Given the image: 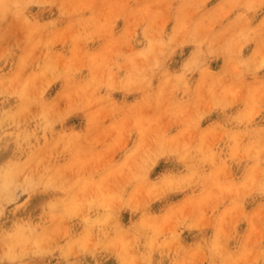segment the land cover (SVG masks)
Here are the masks:
<instances>
[{"label": "rangeland", "instance_id": "rangeland-1", "mask_svg": "<svg viewBox=\"0 0 264 264\" xmlns=\"http://www.w3.org/2000/svg\"><path fill=\"white\" fill-rule=\"evenodd\" d=\"M0 126V264H264V0H0Z\"/></svg>", "mask_w": 264, "mask_h": 264}, {"label": "bare ground", "instance_id": "bare-ground-1", "mask_svg": "<svg viewBox=\"0 0 264 264\" xmlns=\"http://www.w3.org/2000/svg\"><path fill=\"white\" fill-rule=\"evenodd\" d=\"M8 16H9V15H8ZM10 16H11V15H10ZM21 26H22V25H21ZM44 73H45V71H44ZM2 83H3V82H2ZM1 86H2V85H1ZM19 87H20V86H19ZM3 88H4V87H3ZM17 88H18V86H17ZM7 89H8V88H7ZM10 89H11V88H10ZM14 90H15V89H14ZM8 91H9V89H8ZM5 93H7V92H5ZM26 93H27V92H26ZM29 95H30V94H29ZM43 95H44V94H43ZM64 98H65V97H64ZM66 100H67V98H66ZM29 101H30V99H29ZM36 103H37V102H36ZM32 104H33V103H32ZM34 106H35V105H34ZM63 107H64V106H63ZM23 109H24V108H23ZM27 109H28V108H27ZM29 109H30V108H29ZM37 109H38V108H37ZM26 111H27V110H26ZM16 113H17V111H16ZM22 113H23V111H22ZM33 113H34V112H33ZM33 113H32V114H33ZM34 114H35V113H34ZM34 114H33V115H34ZM36 114H37V113H36ZM17 116H18V115H17ZM23 116H25V115L23 114ZM23 116H22V117H23ZM6 117H7V119H9V118H8L9 115L6 116ZM13 117H14V115H13ZM19 117H20V116H19ZM19 117H18V119H19ZM28 117H29V115H28ZM31 118H32V115H31ZM5 119H6V118H5ZM5 119H4V120H5ZM18 119H17V120H18ZM24 119H26V118H24ZM24 119H23V120H24ZM11 120H12V119H11ZM23 120H22V121H23ZM26 120H27V119H26ZM31 120H32V119H31ZM11 122H12V121H11ZM28 122H29V121H28ZM6 123H7V122H6ZM23 123H24V122H23ZM2 124H3V123H2ZM19 124H20V123H19ZM10 125H11V124H10ZM0 127H1V126H0ZM9 127H10V126H9ZM46 127H48V125H47ZM1 128H2V127H1ZM45 131H46V130H45ZM57 139H58V138H57ZM30 141H31V140H30ZM34 141H35V140H34ZM57 141H58V140H57ZM29 143H30V142H29ZM55 143H56V142H55ZM30 145H32V144H30ZM36 146H37V145H36ZM45 152H46V149H45ZM37 153H38V152H37ZM40 153H41V152H40ZM35 159H38V158H35ZM38 161H40V160H38ZM46 161H47V160H46ZM35 162H36V161H35ZM49 162H50V161H49ZM32 163H33V160H32ZM30 164H31V163H30ZM38 164H39V163H38ZM16 165H17V164H16ZM30 166H31V165H30ZM35 167H37V165H36ZM44 168H45V167H44ZM46 168H47V167H46ZM18 169H19V168H18ZM28 169H30V168L28 167ZM34 169H35V168H34ZM40 170H41V169H40ZM40 170H39V171H40ZM58 170H59V169H58ZM61 170H62V169H61ZM32 171H33V170H32ZM5 172H6V171H5ZM17 172H21V171H17ZM26 172H27V171H26ZM56 172H57V171H56ZM61 172H62V171H61ZM21 173H22V172H21ZM43 173H44V172H43ZM63 173H64V171H63ZM17 174H18L17 176H19V173H17ZM58 174H59V173H58ZM12 175H13V174H12ZM14 175H16V174H14ZM22 176H23V175H22ZM25 176H26V175H25ZM25 176H24V177H25ZM57 176H58V175H57ZM61 176H63V175H61ZM8 177H9V176H8ZM12 177H13V176H12ZM28 177H29V176H28ZM31 177H32V176H31ZM14 178H15V177H14ZM61 178H62V177H61ZM7 179H8V178H7ZM18 179H19V177H18ZM30 179H31V178H30ZM32 179H33V178H32ZM53 179H54V178H53ZM56 179H57V178H56ZM28 180H29V178H28ZM34 180H35V178H34ZM34 180H33V181H34ZM54 180H55V179H54ZM11 181H12V180H11ZM60 181H61V180H60ZM12 182H13V181H12ZM12 182H11V183H12ZM18 182L21 183L19 180H18ZM30 182H31V181H30ZM58 182H59V181H58ZM8 183H9V182H8ZM32 183H33V182H32ZM6 184H7V182H6ZM12 184L15 185L14 183H12ZM12 184H10V185L8 184V185L10 186V188H11V185H12ZM16 185H17V184H16ZM23 185H24V183H23ZM26 187H27V186H26ZM65 187H66V186H65ZM10 188H9V189H10ZM16 188H17V187H16ZM22 188H23V187H22ZM58 188H59V187H58ZM157 188H158V187H157ZM28 189H29V187H28ZM28 189H27V190H28ZM0 190H1V189H0ZM13 191H14V189H13ZM18 191H19V190H18ZM18 191H17V193H18ZM73 191H75V190H73ZM11 192H12V191H11ZM14 192H16V191H14ZM14 192H12V193H14ZM152 192H153V191H152ZM155 192H157V190H156ZM19 193H20V192H19ZM15 194H16V193H15ZM14 198H15V196H14ZM0 201H1V200H0ZM69 201H71V200H69ZM0 203L3 204L4 202H3V203L0 202ZM72 203H73V202H72ZM74 203H76V202L74 201ZM55 205H56V204H55ZM56 206H57V205H56ZM74 206H75V205H74ZM53 207H54V206H53ZM57 207H59V206H57ZM105 207H106V206H105ZM59 208H60V207H59ZM173 208H174V207H173ZM53 209H54V208H53ZM60 209H61V208H60ZM67 209H68V208H67ZM108 209H109V208H108ZM5 211H6V210H5ZM68 211H69V209H68ZM53 214H54V213H53ZM108 214H110V213H108ZM108 214H107V215H108ZM113 214H115V213H113ZM72 215H73V214H72ZM102 217H103V216H102ZM102 217H101V218H102ZM110 218H112V217H110ZM150 218H151V217H150ZM156 219H157V218H156ZM156 219H155V220H156ZM109 220H110V219H109ZM113 221H114V220H113ZM104 222H105V220H104ZM148 222H149V224H150V219L148 220ZM152 222H153V221H152ZM99 223H100V222H99ZM111 223H112V221H111ZM103 224H104V223H103ZM106 224H109V223H106ZM144 224H145V222H144ZM155 226H156V225H155ZM29 227H30V225H29ZM31 227H32V226H31ZM20 228H21V227H20ZM37 228H38V227H37ZM146 228H147V227H146ZM151 228H152V227H151ZM31 229H32V228H31ZM132 229H133V228H132ZM154 231H155V230H154ZM134 232H135V231H134ZM21 233H22V232H21ZM23 233H25V231H24ZM32 233H33V232H32ZM67 234H68V233H67ZM21 235H22V234H21ZM53 235H55V234H53ZM135 235H136V234H135ZM132 236H133V234H132ZM149 236H150V235H149ZM20 237H21V236H19V239H20ZM24 237H26V236H24ZM28 237H29V236H28ZM47 237H48V236H47ZM53 237H54V236H53ZM59 237H60V236H59ZM44 238H45V237H44ZM49 238H50V237H49ZM57 238H58V237H57ZM73 238H74V237H73ZM132 238H133V237H132ZM15 239H16V238H15ZM24 239H25V238H24ZM46 239H47V238H46ZM156 239H157V238H156ZM9 240H10V239H9ZM9 240H7V241H9ZM11 240H13V239H11ZM27 240H28V239H26V241H27ZM44 240H45V239H44ZM56 240H57V239H56ZM7 241H6V242H7ZM19 241H21V239H20ZM19 241H18V242H19ZM57 241H58V240H57ZM77 241H78V240H77ZM132 241H133V240H131V242H132ZM150 241H152V240H150ZM4 242H5V241H3L2 244H4ZM15 242H17V241L15 240ZM18 242H17V243H18ZM37 242H38V241H37ZM50 242H51V241H50ZM8 243H11V241L8 242ZM17 243H16V244H17ZM20 243H21V242H20ZM44 243H45V242H44ZM44 243H43V244H44ZM92 243H93V242H92ZM125 243H126V242H125ZM127 243H128V242H127ZM50 244H51V243H50ZM70 244H71V243H70ZM72 244H73V241H72ZM72 244H71V245H72ZM94 244H95V242H94ZM94 244H93V245H94ZM114 244H115V243H114ZM7 245H8V244H7ZM10 245H12V244H10ZM32 245H34V244H32ZM32 245H31V246H32ZM40 245H41V242H40ZM52 245H53V244H52ZM138 245H140V244H138ZM152 245H153V243H152ZM152 245H151V246H152ZM8 246H9V245H8ZM13 246H14V245H13ZM15 246H16V245H15ZM47 246H48V245H47ZM67 246H69V245H67ZM72 246H73V245H72ZM96 246H97V245H96ZM98 246H99V245H98ZM204 246H205V245H204ZM10 247H12V246H10ZM10 247H9V248H10ZM19 247H21V246H19ZM33 247H34V246H33ZM33 247H32V248H33ZM43 247H44V245H43ZM48 247H49V246H48ZM70 247H71V246H70ZM76 247H77V246H76ZM92 247H93V246H92ZM94 247H95V246H94ZM115 247H116V246H115ZM1 248H2V247H1ZM14 248H15V247H14ZM21 248H22V247H21ZM28 248L31 249V247H29V246H28ZM67 248H69V247H67ZM72 248H73V247H72ZM85 248H86V247H85ZM141 248H142V247H141ZM153 248H154V247H153ZM43 249H44V248H43ZM76 249H77V248H76ZM81 249H82V248H81ZM97 249H98V248H97ZM116 249H117V248H116ZM0 250H2V249H0ZM10 250L12 251L13 249H9V251H10ZM19 250H20V249H19ZM28 250H29V249H27V251H28ZM86 250H87V249H86ZM9 251H8V252H9ZM21 251H22V250H21ZM29 251H30V250H29ZM44 251H45V250H44ZM49 251H50V249H49ZM111 251H113V250H111ZM123 251H124V250H123ZM18 252H19V251H18ZM24 252H25V251H24ZM74 252H75V251H73V253H74ZM97 252H98V251H97ZM134 252H135V251H134ZM10 253H11V252H10ZM46 253H48V252H46ZM68 253H69V252H68ZM18 254H19V253H18ZM29 254H30V252H29ZM9 255H10V254H9ZM24 255H25V254H24ZM69 255H70V254H69ZM15 256H16V255H15ZM3 257H4V256H3ZM4 258H5V257H4ZM12 258H13V257H12ZM135 259H136V258H135ZM149 261H150V260H149ZM130 262H131V261H130ZM135 262H136V261H135ZM135 262H134V263H135ZM135 264H136V263H135ZM137 264H138V263H137ZM151 264H152V263H151Z\"/></svg>", "mask_w": 264, "mask_h": 264}]
</instances>
